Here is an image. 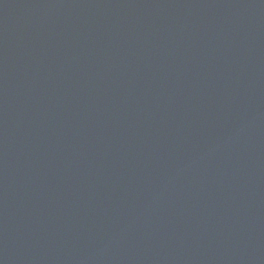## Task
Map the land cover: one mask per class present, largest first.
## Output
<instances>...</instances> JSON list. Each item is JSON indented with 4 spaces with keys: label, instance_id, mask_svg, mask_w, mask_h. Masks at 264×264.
I'll list each match as a JSON object with an SVG mask.
<instances>
[{
    "label": "water",
    "instance_id": "water-1",
    "mask_svg": "<svg viewBox=\"0 0 264 264\" xmlns=\"http://www.w3.org/2000/svg\"><path fill=\"white\" fill-rule=\"evenodd\" d=\"M0 264H264V0H0Z\"/></svg>",
    "mask_w": 264,
    "mask_h": 264
}]
</instances>
